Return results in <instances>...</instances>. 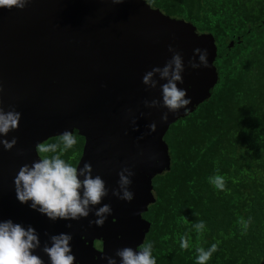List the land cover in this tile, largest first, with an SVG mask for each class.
<instances>
[{"label":"water","instance_id":"1","mask_svg":"<svg viewBox=\"0 0 264 264\" xmlns=\"http://www.w3.org/2000/svg\"><path fill=\"white\" fill-rule=\"evenodd\" d=\"M169 45L183 57L184 83L178 87L187 89L191 103L161 122L167 109L144 105L145 99H162L159 86L147 88L142 77L171 58ZM196 48L207 50L209 67L189 66ZM215 49L210 32L147 0H31L24 9L0 8V106L21 113L19 128L3 137H16V145H0V219L32 225L41 248L50 235L70 233L75 264H107L105 257L115 256L116 249H136L149 226L141 212L153 201L151 178L169 166L162 135L209 94L217 79ZM152 122L157 130L149 133ZM65 130L83 137L75 166L90 162L92 175L109 188L96 206L113 209L102 227L89 224L97 219L95 209L80 220L52 221L16 198L14 177L23 164L39 159L36 144ZM125 166L135 173L130 202L111 193ZM35 254L49 264L41 249Z\"/></svg>","mask_w":264,"mask_h":264},{"label":"trees","instance_id":"2","mask_svg":"<svg viewBox=\"0 0 264 264\" xmlns=\"http://www.w3.org/2000/svg\"><path fill=\"white\" fill-rule=\"evenodd\" d=\"M147 1L211 33L217 79L162 135L169 166L151 178L141 243L153 245L156 264H197L196 248L214 243L218 250L207 264H257L264 257V0ZM74 135L76 145L62 156L73 166L83 143ZM41 142L58 143L59 135ZM214 175L225 178L224 191L209 182ZM241 217L251 218L244 234ZM200 221L202 234L193 227Z\"/></svg>","mask_w":264,"mask_h":264},{"label":"clouds","instance_id":"3","mask_svg":"<svg viewBox=\"0 0 264 264\" xmlns=\"http://www.w3.org/2000/svg\"><path fill=\"white\" fill-rule=\"evenodd\" d=\"M31 0H0V8L24 9ZM113 3H123L124 0H112ZM147 4V3H146ZM148 5V4H147ZM168 51L172 53L170 59L161 66H154L142 77V83L149 89L159 86L162 99L153 98L144 100L145 107L167 109L161 114V122H166L169 113L175 114L181 108L185 111L191 103L187 96V89L178 87L183 84L182 73L185 70V63L180 52L169 45ZM198 54V62L196 61ZM207 50L196 48L194 55L189 59L191 68L197 69L201 66L209 67ZM160 81H165L160 83ZM131 111V110H129ZM143 115V113H141ZM21 113L14 108L5 111L0 106V145L5 150H11L17 143V138L4 139L9 132L19 128ZM134 130L138 128L136 118H132ZM149 133L157 130L156 122L147 125ZM143 135L138 139H142ZM77 139L72 131L65 130L59 135L58 143L36 144V152L39 159L31 164H23L14 177L16 198L21 204H28L29 207L45 215L52 221L80 220L87 218L91 212L97 217L90 220L89 224L102 227L111 215L113 209L110 204L101 202L109 194V188L100 175H92L93 167L90 162H85L82 167L73 166L67 163L62 156L68 149L76 145ZM51 154V155H45ZM135 173L127 166L119 173L118 187L111 189L113 196L120 200L132 201L134 193L130 190L131 177ZM209 182L219 191L225 190V178L221 175H214ZM251 218L248 220L239 218L237 223L241 227V234L246 233ZM72 227L71 224L66 225ZM198 234L205 229L203 221L193 226ZM47 235V234H46ZM73 239L70 233H59L50 235L48 241L43 243L39 234L32 225L25 227L12 219H0V264H44L43 259L35 254L41 249L49 258V264H75L76 257L72 253L70 241ZM180 247L187 250L190 247L189 239L180 238ZM153 245L145 242L132 247H121L116 249L115 256H106L107 264H118L116 257H119V264H156L152 255ZM218 250V243L212 244L207 250L197 247V264H207L213 253Z\"/></svg>","mask_w":264,"mask_h":264}]
</instances>
